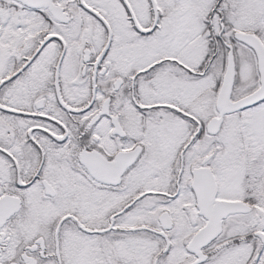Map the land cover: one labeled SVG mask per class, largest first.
I'll return each instance as SVG.
<instances>
[{
  "label": "snow or ice",
  "instance_id": "1",
  "mask_svg": "<svg viewBox=\"0 0 264 264\" xmlns=\"http://www.w3.org/2000/svg\"><path fill=\"white\" fill-rule=\"evenodd\" d=\"M0 264H264V0H0Z\"/></svg>",
  "mask_w": 264,
  "mask_h": 264
}]
</instances>
